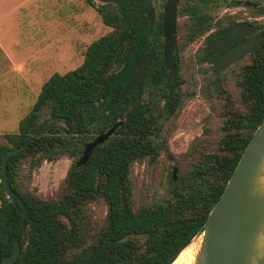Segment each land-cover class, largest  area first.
<instances>
[{"label": "trees", "instance_id": "trees-1", "mask_svg": "<svg viewBox=\"0 0 264 264\" xmlns=\"http://www.w3.org/2000/svg\"><path fill=\"white\" fill-rule=\"evenodd\" d=\"M84 1L111 31L87 46L79 67L62 75L54 73L43 83L17 132L5 134L6 145H0V258L10 255L18 243L20 253L13 264H171L202 231L244 148L264 119V43L253 63L244 68L241 100L248 110L228 123L231 126L221 141L222 154L205 155L204 163L193 168L188 175L193 181L191 190L173 185V203L133 212L120 198L128 190L129 166L135 159L153 155L150 137L157 129L156 118L176 111L178 83L172 81L162 63L160 20L148 34V21L140 9L143 0ZM196 8L186 4L181 13ZM201 31L188 28L187 38ZM142 58L148 60L144 87L149 99L155 89L160 91V110L159 103L143 101L136 91L119 101ZM82 102H92L95 107L73 113ZM52 118L56 121L47 125ZM117 121H123L122 126L93 150L85 165L76 167L87 140ZM15 148L21 150L9 157L6 176L11 190L27 207L24 224L21 208L7 198L1 177L3 157ZM58 153L76 159L65 176L60 199L44 201L19 189L18 168L23 161L30 160L33 169L42 155L50 160ZM96 197L108 206L106 225L85 248V230L80 226L82 206ZM6 233L8 241L4 243Z\"/></svg>", "mask_w": 264, "mask_h": 264}, {"label": "rangeland", "instance_id": "rangeland-1", "mask_svg": "<svg viewBox=\"0 0 264 264\" xmlns=\"http://www.w3.org/2000/svg\"><path fill=\"white\" fill-rule=\"evenodd\" d=\"M165 1L153 0V6L158 9ZM190 1L180 0L177 6V43L173 55L179 67V105L172 115L156 118L157 129L150 137L153 155L135 159L129 166L123 206L129 204L133 212L173 203L174 186L191 190L190 172L204 163L205 155L222 154L221 141L227 135V126H231L228 123L248 110L241 100L238 73L245 59L211 74L197 60L201 39L187 42L186 18L181 10ZM47 3H58L59 11L47 12L44 9ZM208 7L225 6L220 0H213ZM0 28V44L7 51L0 49V145H6L4 135L17 132L41 85L54 73L62 75L79 67L87 46L111 29L102 24L84 0H0ZM43 28H49V33ZM47 41L50 50L44 46ZM5 56L11 57L17 67L6 63ZM23 65L27 81L20 78L18 71V66ZM159 95L160 91L155 89L149 99V91L143 85L142 100H154L160 110L163 101ZM43 120L44 117L40 119ZM40 158L33 169L30 160L21 163L17 185L21 191L35 194L41 200L56 201L64 192L65 176L76 159L64 153L53 155L50 160L43 155ZM107 213L108 206L101 197L82 206L80 226L85 230V248L106 225Z\"/></svg>", "mask_w": 264, "mask_h": 264}, {"label": "water", "instance_id": "water-1", "mask_svg": "<svg viewBox=\"0 0 264 264\" xmlns=\"http://www.w3.org/2000/svg\"><path fill=\"white\" fill-rule=\"evenodd\" d=\"M178 1L166 0L163 6L162 20V62L173 81H176L177 77V67L172 55L176 45ZM140 9L148 21V34H151L155 24L153 0H143ZM245 27L246 25L241 24L232 28L226 39L213 44L211 48L224 47L231 41L241 39L257 30V28ZM262 39V37H257L237 44L213 61L214 70L219 71L242 57ZM146 68L147 61L142 58L133 78L121 93L119 101L123 100L133 90L137 91L138 97L141 96ZM94 107L92 102H82L73 109V113L84 108ZM55 121L56 119L52 118L46 124L50 125ZM122 124L123 121H117L107 131L87 142L75 166L85 165L93 150L106 142ZM20 150V148H15L5 153L2 160L1 177L7 198L11 203L21 208V224H24L28 220L27 207L21 198L11 190L6 176L9 157L17 155ZM175 171L176 169L173 168V181H175ZM120 198L123 205V193L120 194ZM199 235H201V243L195 264H264V119L244 148L221 196L203 223ZM3 241L7 243V233L4 235ZM19 253V244L15 243L11 254L0 258V264H13Z\"/></svg>", "mask_w": 264, "mask_h": 264}, {"label": "flooded vegetation", "instance_id": "flooded-vegetation-1", "mask_svg": "<svg viewBox=\"0 0 264 264\" xmlns=\"http://www.w3.org/2000/svg\"><path fill=\"white\" fill-rule=\"evenodd\" d=\"M212 3L213 0H207L206 3H200L196 0H191L189 3H187L197 6V8L191 10L189 13L186 14L181 13L186 18V25L184 26V28H187V32H188V28H202V31L190 39L187 38V34H186V40L188 43H190L195 40L201 39L200 41L201 50L198 54L197 60L199 63L204 65L207 69V72L211 74L220 73L234 64H239V62H241L242 59H245L244 64L240 66L241 68L240 71L238 72L240 74V77L242 78L244 68L253 63V59L256 55V52L258 51L257 50L258 47H260L261 44L264 43V30L262 29L264 28V0H220V3L225 6L224 9L209 8L208 6ZM164 4L160 5L158 9H155L154 7L155 21L156 20L161 21V28H162ZM241 24L246 25L245 28H257V30L253 33H250L242 37L241 39L238 40L236 39L235 41H231V43H229L224 47H218L215 49L211 48L213 44L226 39L228 37V32L232 28H235ZM257 37H262L263 39L250 51H248L246 54H244L242 57L238 58L237 60L233 61L232 63L228 64L227 66L223 67L219 71L214 70L212 63L217 57L226 53L227 51L235 47L237 44L246 40L255 39ZM176 43H177V9H176ZM173 57L175 56L172 55V59ZM146 61L148 64L147 59ZM175 65L177 67L178 64L175 63ZM178 80L179 77H178V69H177L176 81L173 80L172 81L174 83H178ZM172 182H174L173 177H172Z\"/></svg>", "mask_w": 264, "mask_h": 264}, {"label": "bare ground", "instance_id": "bare-ground-1", "mask_svg": "<svg viewBox=\"0 0 264 264\" xmlns=\"http://www.w3.org/2000/svg\"><path fill=\"white\" fill-rule=\"evenodd\" d=\"M201 235H196L189 244L181 250L171 264H195L199 254Z\"/></svg>", "mask_w": 264, "mask_h": 264}, {"label": "crops", "instance_id": "crops-1", "mask_svg": "<svg viewBox=\"0 0 264 264\" xmlns=\"http://www.w3.org/2000/svg\"><path fill=\"white\" fill-rule=\"evenodd\" d=\"M32 1H37V0H32ZM47 6V7H46ZM45 7H44V9L46 8V10H47V12H49L50 10L53 12V11H59L58 9H59V7H60V5L58 4V3H56V4H53V5H50V4H48L47 3V5H46ZM1 29V28H0ZM43 30H44V32L46 33V34H48L49 33V28H43ZM44 46H46L49 50H50V44H49V41H47V42H45V44H44ZM0 49H2L1 51L3 52H6L7 53V51H5V49L1 46V44H0ZM49 54V52L47 53V55ZM5 60H6V63H10V64H12L14 67H17V63L16 62H14L13 61V59H11V57H9V56H5ZM23 63H25V62H23ZM24 67V65L22 66V67H19L18 66V68H19V70L18 71H20L21 72V75H20V73H19V75H20V78L24 81H27V78H25V71L23 72V68ZM26 75H27V73H26ZM43 85V84H42ZM41 85V86H42ZM30 87V86H29ZM28 87V88H29ZM40 89H41V87H40Z\"/></svg>", "mask_w": 264, "mask_h": 264}]
</instances>
